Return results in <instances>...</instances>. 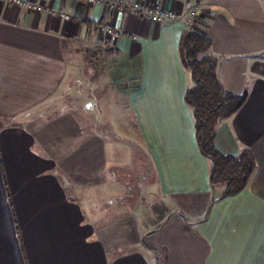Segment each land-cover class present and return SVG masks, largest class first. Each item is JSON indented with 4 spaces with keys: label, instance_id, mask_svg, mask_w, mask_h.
Masks as SVG:
<instances>
[{
    "label": "crops",
    "instance_id": "0c3cea01",
    "mask_svg": "<svg viewBox=\"0 0 264 264\" xmlns=\"http://www.w3.org/2000/svg\"><path fill=\"white\" fill-rule=\"evenodd\" d=\"M27 1L45 10L0 1V264H264V0H127L181 17L162 23ZM102 25L122 31L104 52ZM188 30L210 40L223 88L247 95L214 147L256 167L223 199L184 102ZM150 197L165 209L141 221Z\"/></svg>",
    "mask_w": 264,
    "mask_h": 264
},
{
    "label": "trees",
    "instance_id": "16d2710c",
    "mask_svg": "<svg viewBox=\"0 0 264 264\" xmlns=\"http://www.w3.org/2000/svg\"><path fill=\"white\" fill-rule=\"evenodd\" d=\"M210 47L208 37L188 30L180 38L178 53L192 81L184 93V102L192 110L196 143L200 154L209 161L210 187L221 188L218 199H223L246 188L256 164L247 149L236 156H226L214 147L216 126L235 114L247 95L237 96L223 88L217 74L219 61L208 55Z\"/></svg>",
    "mask_w": 264,
    "mask_h": 264
},
{
    "label": "built area",
    "instance_id": "2783aa9c",
    "mask_svg": "<svg viewBox=\"0 0 264 264\" xmlns=\"http://www.w3.org/2000/svg\"><path fill=\"white\" fill-rule=\"evenodd\" d=\"M9 6H15L19 8L26 9L30 12H41L45 10L44 7L40 5L33 4L27 0H0ZM79 2L89 4V5H102L106 6L109 9L116 10L119 12H127V13H140L146 19L151 21L152 23H162L165 21H177L180 20L181 17L172 12L165 11L159 5L155 4L152 6H145L139 4L137 2H129L127 0H78ZM49 13L53 16H57L65 21L70 20V16L62 11L49 10ZM197 16L196 9H191L185 19L184 25L189 28L192 25L193 19ZM102 33L106 36V39L99 43V49L104 52L107 50L109 44H114L119 37L122 35V31L119 28L110 27L107 25L101 26Z\"/></svg>",
    "mask_w": 264,
    "mask_h": 264
},
{
    "label": "rangeland",
    "instance_id": "374dc122",
    "mask_svg": "<svg viewBox=\"0 0 264 264\" xmlns=\"http://www.w3.org/2000/svg\"><path fill=\"white\" fill-rule=\"evenodd\" d=\"M122 119H124V118L122 117ZM126 123H127L126 121H125V123H120V125H119L120 127H118L119 130H122L123 127L127 126ZM110 158H111V156H110ZM124 158H125V160L127 159V157H124ZM147 188H148V192L151 191V187H147ZM155 199H157V198L154 197V200H153V198L151 199V197H150V203L149 204L146 203V215L144 216L143 214H141L142 212H140L139 215H138V219L139 220L141 219V221L142 220H146L147 221L148 219H150L152 222H154L155 219H154V215L153 214L155 213V211L156 210L164 211V209H165L164 204H155V202H156ZM158 213H159V211H158Z\"/></svg>",
    "mask_w": 264,
    "mask_h": 264
}]
</instances>
